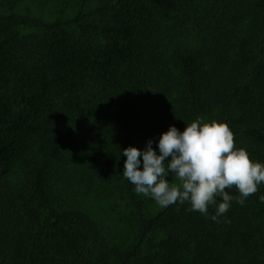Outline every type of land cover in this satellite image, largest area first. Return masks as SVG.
Listing matches in <instances>:
<instances>
[{
  "label": "trees",
  "instance_id": "16d2710c",
  "mask_svg": "<svg viewBox=\"0 0 264 264\" xmlns=\"http://www.w3.org/2000/svg\"><path fill=\"white\" fill-rule=\"evenodd\" d=\"M84 1L52 20L0 12V264H264L249 255L247 236L230 241L247 208L264 215L258 197L234 199L218 222L215 205L207 216L187 203L150 213L122 175L120 152L140 133L182 131L210 112L264 163V0H222L208 14L214 3L205 34L222 42L170 55L155 32L179 0H106L87 10ZM83 133L85 149L75 151ZM90 171L103 195L114 171L130 239L109 235L88 212L81 183Z\"/></svg>",
  "mask_w": 264,
  "mask_h": 264
},
{
  "label": "clouds",
  "instance_id": "9594fccd",
  "mask_svg": "<svg viewBox=\"0 0 264 264\" xmlns=\"http://www.w3.org/2000/svg\"><path fill=\"white\" fill-rule=\"evenodd\" d=\"M184 125L182 131L169 125L156 140L155 150L152 139L143 149H120L126 158L122 175L135 194L150 197L162 208L187 203L189 211L207 216L209 206L215 205L210 219L218 222L234 199L243 205L258 191L264 183V163L251 160L247 149L235 146L225 122L197 117ZM168 177L180 183L173 184ZM233 187L238 192L235 198L225 191ZM258 200L264 204V195Z\"/></svg>",
  "mask_w": 264,
  "mask_h": 264
},
{
  "label": "rangeland",
  "instance_id": "374dc122",
  "mask_svg": "<svg viewBox=\"0 0 264 264\" xmlns=\"http://www.w3.org/2000/svg\"><path fill=\"white\" fill-rule=\"evenodd\" d=\"M106 0H85L84 8L91 9L101 2ZM82 0H18V2L11 3L5 0H0V12L15 11L18 13L38 16L44 20H52L62 16H72L76 13L81 5ZM216 4L213 9L217 6L219 9L214 13L210 11L208 14L213 13L214 15L222 11V0H179L175 10L161 14L163 17L159 21V28L155 34L157 37V47L162 53L170 55L172 52L177 50H192L199 48L207 42L220 43V38L215 37V33L205 34L211 32V20L207 17L206 12L210 9L213 4ZM199 23V24H198ZM220 39V40H218ZM173 61H170V67ZM175 72L178 74L177 70ZM66 94V93H63ZM210 112H204L199 117L205 121H212ZM64 115V113H63ZM169 125L162 126L157 130L148 134H138L136 137L135 147L143 149L148 139L153 140V148L155 150L156 140L159 138L161 132L167 130ZM88 132V131H87ZM84 133L79 134L75 138L73 148L75 151L83 152L86 146V137ZM37 141V139L35 138ZM38 145L35 149H37ZM17 166L12 167V174L17 173ZM91 172V171H90ZM112 173L107 172L108 176H112V181L104 188V195L99 192L100 187L91 177V173H87L84 181L81 183L82 191H85L82 198L85 200L88 212L93 218L102 226L103 230L111 236L124 240L126 234L133 236L134 223L130 213V208L126 206V199L122 198L120 190H117L119 185L117 178ZM171 183L179 184L180 181L175 177H168ZM97 188V194L94 192ZM263 194L261 185L258 187V191L245 199L243 205L247 203L253 204L256 200H252V197H259ZM143 203L146 205L147 210L150 213H155L162 207H160L153 199L140 195ZM262 205V203H261ZM247 222L238 223L237 226L233 227V233L231 242L240 240L243 237H248L247 243L249 244L248 250L251 251L249 255H257L258 258L264 257V215L258 214L254 206L247 208L245 211ZM245 235V236H244ZM229 242V241H228ZM240 241L234 242L232 248H237ZM231 253V252H229ZM233 254V253H231Z\"/></svg>",
  "mask_w": 264,
  "mask_h": 264
}]
</instances>
